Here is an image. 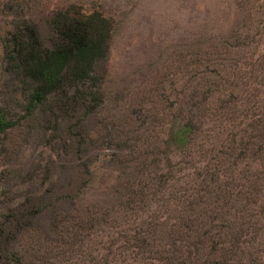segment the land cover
<instances>
[{
    "label": "rangeland",
    "instance_id": "1",
    "mask_svg": "<svg viewBox=\"0 0 264 264\" xmlns=\"http://www.w3.org/2000/svg\"><path fill=\"white\" fill-rule=\"evenodd\" d=\"M70 5L111 21L102 102L80 157L31 119L0 134V220L89 177L24 264H264V0H0V88L12 25Z\"/></svg>",
    "mask_w": 264,
    "mask_h": 264
},
{
    "label": "trees",
    "instance_id": "2",
    "mask_svg": "<svg viewBox=\"0 0 264 264\" xmlns=\"http://www.w3.org/2000/svg\"><path fill=\"white\" fill-rule=\"evenodd\" d=\"M110 34L108 18L97 11L81 12L72 5L48 14L41 31L26 20L12 25L2 39L7 82L0 88V134L14 129L21 120L31 119L37 122L34 132L46 145L56 140L64 158L81 152L80 157L85 152L80 146L88 139L85 119L102 102L100 85ZM7 95L12 105L5 100ZM14 109L17 117L11 115ZM87 164H81L73 190L59 188L31 196L30 202L27 199L16 205L0 220V264H24L26 251L14 248V243L23 230L40 228V205L47 208L45 211L58 205L67 209L66 199L77 196L89 177ZM39 230L54 233V221H43ZM65 251L70 253L69 248Z\"/></svg>",
    "mask_w": 264,
    "mask_h": 264
}]
</instances>
